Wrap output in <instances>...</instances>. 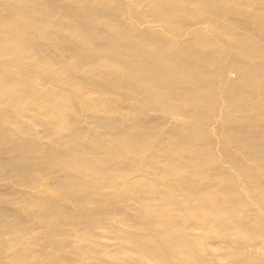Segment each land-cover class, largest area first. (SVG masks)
<instances>
[{
  "label": "bare ground",
  "instance_id": "6f19581e",
  "mask_svg": "<svg viewBox=\"0 0 264 264\" xmlns=\"http://www.w3.org/2000/svg\"><path fill=\"white\" fill-rule=\"evenodd\" d=\"M101 231L131 254L89 264H264V0H0V264Z\"/></svg>",
  "mask_w": 264,
  "mask_h": 264
},
{
  "label": "rangeland",
  "instance_id": "374dc122",
  "mask_svg": "<svg viewBox=\"0 0 264 264\" xmlns=\"http://www.w3.org/2000/svg\"><path fill=\"white\" fill-rule=\"evenodd\" d=\"M229 74H231L230 76L233 77V72H229ZM82 107V106H79ZM93 117L91 113L84 114L82 116V118L80 119V122L82 124H86L89 122L90 118ZM32 188H25L26 193L34 195L38 189L36 187H34V185H32ZM31 189V192H29ZM103 194L104 197L106 199H114L117 197V195L115 193H113L112 191H110L109 188H103ZM118 200V199H116ZM121 205H124L125 202L124 201H120ZM125 209H127V207H125ZM106 216L110 217V225L114 226V227H118L119 229H121L122 232L125 231L124 226L122 225V223L119 220H116V218L118 217L117 213L113 214L111 212H109ZM36 231H32L30 233H26V238L24 239L23 243H20L18 245V250H22L24 247V243L25 241L31 237L32 234H35ZM97 235H101L103 237L100 238V240L97 239V241L100 242L101 246L98 248H95L92 250V254L91 255H86V254H82L81 258L79 260V262L81 264H89V263H93V262H101V261H110L113 259H120L123 258L125 256H128L131 254V250L126 248L124 246V244L121 241H117L111 237H109L111 234L107 231H101L96 233ZM69 241L74 245V246H78V245H84L85 242L77 235V233H71L69 235ZM21 252V251H20Z\"/></svg>",
  "mask_w": 264,
  "mask_h": 264
}]
</instances>
